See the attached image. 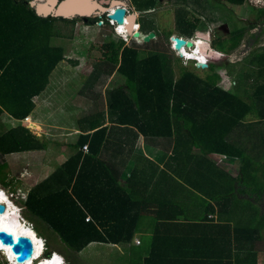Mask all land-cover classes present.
<instances>
[{
  "label": "trees",
  "instance_id": "1",
  "mask_svg": "<svg viewBox=\"0 0 264 264\" xmlns=\"http://www.w3.org/2000/svg\"><path fill=\"white\" fill-rule=\"evenodd\" d=\"M134 1L137 10L145 13L154 10L158 0ZM225 1L235 6H245L248 3V0ZM174 7L175 34L192 38L197 32V26L189 23L187 16L191 13V7H196L197 13L202 16L205 12L203 2L174 0ZM97 18L94 20L102 21L106 27L111 28L106 15ZM74 21L41 17L35 8L22 0H0V115L6 110L15 119L23 120L31 113L34 108L33 99L46 89L49 76L65 60L63 47L52 44L53 37L59 36L55 30L59 22L69 24ZM142 22V29H145V21ZM154 31L153 27L147 34ZM244 37L243 31L239 30L233 37L232 45L226 49V54L237 49ZM255 38L253 35L250 39L256 41ZM219 45L224 47L222 43ZM104 47L105 59L96 71L106 75L116 71L122 74L132 93L131 99L124 95L121 99L119 94H115L114 98L119 102H114V105L119 104L118 109L125 106L126 110L133 103H147L152 106V120H170L172 117L173 120L183 122L191 141L196 146H201L205 153L241 158L243 162L238 175L232 177L212 163L197 165L203 173L214 172L203 174L196 180V184H201V193H185V208L180 210L179 216L173 213V209H166L170 205L168 202L161 209L155 210L158 223L155 226L151 252L143 263L245 264L246 256H257L258 251H262L264 264V235L261 230L264 229V210L254 206L248 210L232 209V196L228 195L236 191L238 194L249 191L251 197L254 195L264 200V162L254 165L251 158L244 154L245 150L253 152L256 145L237 143L242 140V135L248 134L250 139L257 136L256 130L251 127L243 130L242 123L259 100L264 105V84L259 86L257 93L248 97L247 102L218 86L220 75L216 68L220 67V63L212 60L210 54L209 70L204 77L181 69L175 80L176 60L171 49L161 48V41L152 39L143 44L134 41L127 45L123 39H119L105 43ZM254 52L252 62L256 60L262 64L260 68L264 74V54ZM259 78H255V83ZM261 111V118L264 119V106ZM128 113L124 111L120 115L124 117ZM105 133L106 130L102 128L92 137L102 142ZM232 134L236 139H230ZM259 135L264 138V130H259ZM83 138L87 141L89 137ZM13 149L18 148L2 147V153L10 154ZM256 172H261L263 178H258ZM203 184L213 187L219 185V188L211 193L203 188ZM228 187L231 191L226 189ZM69 196L70 194L63 192L58 198L61 200ZM219 197L221 200H217V207L209 202ZM192 198L195 202H188ZM50 200L49 194L44 195L39 189L36 192L32 190L24 201L23 209L24 218L34 224L33 229L38 237L45 240L44 257L49 258L52 252L58 250L65 256L66 264H79L77 254L90 243L119 244L132 241L139 214L133 217L125 215L123 221L116 225L95 224L92 221L86 222L84 215L81 218L79 216L78 220L74 212V201L71 210L60 206L59 201ZM258 213L261 214L260 219L255 222L254 217ZM241 215L248 217V221L240 222ZM36 217L44 223L47 230L57 234L55 239L42 233ZM225 217L233 223L226 221ZM251 217L253 220H250ZM74 220L78 222L75 223ZM53 243L60 246V250L55 249ZM252 264L257 263L255 261Z\"/></svg>",
  "mask_w": 264,
  "mask_h": 264
},
{
  "label": "crops",
  "instance_id": "2",
  "mask_svg": "<svg viewBox=\"0 0 264 264\" xmlns=\"http://www.w3.org/2000/svg\"><path fill=\"white\" fill-rule=\"evenodd\" d=\"M64 56L68 58L66 51ZM244 62L243 58L232 59L229 64L221 62L216 72L220 75L218 86L222 90L249 102L248 97L257 93L259 86L264 84V74L259 75L253 68L252 79L249 78ZM61 65L62 62L49 76L46 89L33 99L34 108L25 119H15L6 110L0 115V166L6 169V176L16 177L12 181L16 187L22 190L31 187L28 193L39 189L44 195L49 194L51 200L59 201L60 206L71 210L74 201L78 220L84 215L86 222L116 225L123 221L125 215L133 217L139 214L130 243L93 242L78 254L86 251L89 255H96L107 251L106 254L112 252L124 259V264H144V259L151 252L158 223L155 210L168 202L170 205L166 209L171 208L175 215H180V210L185 208V193H201V184H196V180L203 174L214 172L203 173L197 167L200 163H212L232 177L238 175L242 159L205 153L201 146L191 141L183 122L172 117L170 120H152V106L147 103H133L126 110L125 106L118 109L119 104L114 105V102H119L114 98L115 94H119L121 99L122 95L132 98L122 74L113 72L106 75L97 72V66L90 74L76 71L75 76L71 72H62V75L58 72L63 69ZM257 65L260 67L262 64ZM234 73L233 87L231 79ZM256 74L260 78L255 83ZM178 77L175 72V80ZM238 77L242 80L247 78L248 85L239 84L240 87L235 89ZM86 80L92 83L83 84ZM70 105L77 106V109L73 108V117ZM263 106L259 100L242 123L243 130L251 127L257 136L250 139L248 134L242 135V140L237 142L246 146L256 145L253 152L244 151L254 165L264 162V138L259 135V130H264V119L260 115ZM124 111L129 113L122 117L120 114ZM102 128L106 133L99 142L92 136ZM6 136L9 138L5 139ZM84 136L89 137L87 141H84ZM230 139L234 140L236 136L232 134ZM84 146H88L86 151ZM2 147L18 149L3 154ZM256 174L263 178L261 172ZM203 188L215 193L219 185L203 184ZM226 189L231 191L230 187ZM63 192L70 196L59 200L58 196ZM250 194L249 191L229 193L232 209L248 210L254 206L262 210L264 200ZM217 200L221 198L209 202L216 206ZM188 202L194 203L195 199ZM260 215L258 213L254 217L255 222L259 221ZM78 220H74L75 223ZM225 220L230 219L225 217ZM240 220L247 222L248 217L241 215ZM261 230L264 232L263 228ZM261 253L258 251L257 256H246L245 264L255 261L262 264Z\"/></svg>",
  "mask_w": 264,
  "mask_h": 264
},
{
  "label": "rangeland",
  "instance_id": "3",
  "mask_svg": "<svg viewBox=\"0 0 264 264\" xmlns=\"http://www.w3.org/2000/svg\"><path fill=\"white\" fill-rule=\"evenodd\" d=\"M22 1L27 2L32 6V4L39 3L41 0ZM125 1L128 3L127 7L129 14L134 13L138 15L137 25H139V31L142 35H148V30L154 27V40L161 41V48L164 47L165 50L171 49V54L176 60L175 72L177 74H179L181 69H186L204 77L209 70V63L205 65L203 57L209 59L208 54H210L212 60L215 62L218 61L219 63L224 62L227 64H229L232 59L237 60L243 58L245 60L244 68L247 70L246 75L248 74V77L251 79L254 73L251 72L253 68H255L253 70H255V72L259 75L262 74L261 68L257 65L258 62L255 60L253 62L254 64H252L254 57L252 52L255 51V54H264V0H248V3L245 6L231 5L225 0H201L205 8L203 15L201 16L197 13L196 7L195 9L191 7V13L187 16L188 22L197 26V32L189 39L175 34L176 25L174 0H158L155 9L145 13L137 10L134 0ZM142 21H145V29L147 30L142 29ZM110 25L111 28L106 27L102 21L94 20L91 22H85L83 19H76L73 23L69 24L59 22V25L57 26L58 28L55 30L56 34L59 36L53 37L52 44L55 46H62L66 51L68 58L65 59L64 62L62 61L61 66L63 69L58 72L60 74H62V72H71L74 74L73 76H75L76 71L90 74L94 67H99V64L104 61V53L106 52L104 45L111 40L123 39L127 45L133 43L134 41L138 44H143L142 39L137 40L131 35L125 37L118 34L116 32V24L110 23ZM239 30L243 31L245 34L243 41L237 49L226 54V49L232 45L233 37ZM170 33H174V35H169ZM253 35L256 37V41L251 40ZM173 37H179L186 41L194 42V52H196L197 49L199 50L200 56L198 55V60L200 59L203 63L191 61L178 56L177 52L172 49ZM219 43H222L224 47H220ZM147 51H145V53H147ZM145 53L143 52L142 56H144ZM224 53L228 55L225 59H223L224 56H221ZM201 64H204L203 67ZM247 64H252V66ZM233 68L236 69L234 66ZM235 77L236 73L232 74L231 83L233 87L235 86ZM90 82V80H88V82L86 80L82 83L89 84ZM239 84L248 85L247 78L242 80L238 77V86H236L235 89L240 87ZM76 107V105H70L69 107L70 112L73 113L72 117L75 115L73 108L77 109ZM68 121H70V118H68ZM5 171L6 169L3 166H0V189L4 191L8 197H10L12 203L17 209H19V213L25 224L33 228L34 224L26 220L23 215V209L25 208L24 198L31 187L26 190L16 187L15 182H12L16 177L11 178V176H6ZM3 184H5V186ZM262 207L264 210V206ZM36 223L40 226L42 233L47 235L49 238L55 239L57 237V234L53 233L51 230H47L43 226L44 223L37 217ZM60 248V246H55V249L60 250ZM56 252H58L59 255L61 254L58 250L52 252L51 254H57ZM106 253L108 252L103 251L96 255H89L86 251H84L81 252L80 255L77 254L76 258L79 261V264H124V259L115 256V253ZM261 257L263 258V256ZM0 264H9V260H6L4 255L1 253V250Z\"/></svg>",
  "mask_w": 264,
  "mask_h": 264
},
{
  "label": "water",
  "instance_id": "4",
  "mask_svg": "<svg viewBox=\"0 0 264 264\" xmlns=\"http://www.w3.org/2000/svg\"><path fill=\"white\" fill-rule=\"evenodd\" d=\"M127 2L125 0H47L32 4L37 14L41 17H54L68 20L83 18L85 22H90L99 16L106 15L110 23L115 22L118 26H126L128 34L134 39H142L143 43H148L154 39V32L143 36L135 29L137 24V14H129ZM176 47H193L192 41H186L177 37ZM202 67L204 64H201ZM6 206L0 203V214H3ZM0 244L10 248L17 263H24L30 260L34 254L33 240L27 236H18L6 230H0Z\"/></svg>",
  "mask_w": 264,
  "mask_h": 264
},
{
  "label": "bare ground",
  "instance_id": "5",
  "mask_svg": "<svg viewBox=\"0 0 264 264\" xmlns=\"http://www.w3.org/2000/svg\"><path fill=\"white\" fill-rule=\"evenodd\" d=\"M114 23V22H113ZM115 24V23H114ZM117 27V33L120 35H123L125 37H128V31L126 26H118ZM135 29L139 31V26L135 24ZM176 37H173L172 39V45L173 49L177 51L178 53L185 55L183 58L191 59V58H197L199 57L196 52L193 51V47H187L184 46L182 48H177ZM194 44V42H193ZM200 60V59H199ZM193 60L200 63L201 60ZM74 186V185H73ZM0 203L4 204L6 206V210L3 214H0V230H6L7 232H10L13 234L14 238L16 239L18 236H27L33 240V246H34V254L33 257L24 263H17L15 260V256L12 254L10 248L2 246L0 244V250L1 253L4 255L6 260H9V264H56L57 260H53L51 258L46 259L43 258L44 254V241L38 235L36 234L35 230L27 226L25 222L22 220V217L19 213V209L16 208V206L12 203L8 195L0 189ZM59 259V257H56Z\"/></svg>",
  "mask_w": 264,
  "mask_h": 264
},
{
  "label": "built area",
  "instance_id": "6",
  "mask_svg": "<svg viewBox=\"0 0 264 264\" xmlns=\"http://www.w3.org/2000/svg\"><path fill=\"white\" fill-rule=\"evenodd\" d=\"M112 23H113V22H112ZM114 23H115V22H114ZM173 46H174V45H172V49H173ZM175 46H176V45H175ZM173 50H174V49H173ZM174 51H175V50H174ZM176 52H177V51H176ZM198 52H199V50H198ZM177 54H178V56H180L181 58L183 57L182 54H180V53H178V52H177ZM203 59L205 60V61H204V64H205V65L209 63V60H208L207 58H204V57H203ZM199 63H200V62H199ZM83 149L86 151V150L88 149V146H84ZM88 220H90V218H88ZM56 257H57L56 254H52V255H51V258H52L53 260H55V259L57 260Z\"/></svg>",
  "mask_w": 264,
  "mask_h": 264
},
{
  "label": "clouds",
  "instance_id": "7",
  "mask_svg": "<svg viewBox=\"0 0 264 264\" xmlns=\"http://www.w3.org/2000/svg\"><path fill=\"white\" fill-rule=\"evenodd\" d=\"M116 32H117V30H116ZM44 247H45V242H44ZM45 250H46V247L44 248V253H45ZM56 255H57V257H59V259H57V263L56 264H66V259H65V257L63 255H61V254L60 255L59 254H56ZM43 257H44V254H43ZM49 258H51V256Z\"/></svg>",
  "mask_w": 264,
  "mask_h": 264
},
{
  "label": "flooded vegetation",
  "instance_id": "8",
  "mask_svg": "<svg viewBox=\"0 0 264 264\" xmlns=\"http://www.w3.org/2000/svg\"><path fill=\"white\" fill-rule=\"evenodd\" d=\"M47 0H41L40 2H46ZM76 19H83V18H76ZM75 19V20H76ZM84 20V19H83ZM91 21H94V20H91ZM90 21V22H91ZM139 26V25H138ZM194 49H195V46L193 47V51H194ZM196 53L200 56V54H199V52H198V49L196 50ZM184 57H185V55H183ZM201 58V57H200ZM198 60V57L197 58H191V59H189V60H191V61H193V60ZM202 59V58H201Z\"/></svg>",
  "mask_w": 264,
  "mask_h": 264
}]
</instances>
